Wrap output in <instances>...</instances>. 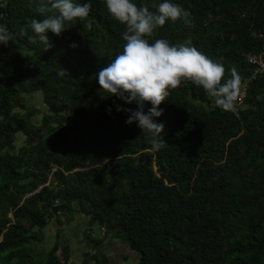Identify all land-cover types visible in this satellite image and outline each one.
<instances>
[{"label": "trees", "instance_id": "trees-1", "mask_svg": "<svg viewBox=\"0 0 264 264\" xmlns=\"http://www.w3.org/2000/svg\"><path fill=\"white\" fill-rule=\"evenodd\" d=\"M159 2L137 0L152 10ZM177 2L192 23L166 21L149 41L191 38L224 64L225 78L236 68L238 96L245 82L247 93L236 114L182 81L160 105L167 143L153 150L116 107L138 106L98 83L125 43V25L105 0H92L89 16L61 34L50 31L48 49L29 38L30 20L43 18L39 0H9L2 24L14 35L0 44V264H69V246L59 243L67 210L116 231L137 252L133 264H264V72L254 76L248 60L262 49L254 32L264 33V0ZM37 91L44 109L28 104ZM51 220L58 240L34 250ZM92 234L94 245L103 241ZM83 257L110 264L102 251Z\"/></svg>", "mask_w": 264, "mask_h": 264}, {"label": "clouds", "instance_id": "clouds-1", "mask_svg": "<svg viewBox=\"0 0 264 264\" xmlns=\"http://www.w3.org/2000/svg\"><path fill=\"white\" fill-rule=\"evenodd\" d=\"M105 5L111 17L125 25L122 33L125 43L111 62L96 74L98 83L102 90L138 106L131 109L116 105L118 111L129 113L126 123L136 122L147 134L153 150L167 143L163 138L165 124L156 120L164 112L160 105L170 89L182 81L190 80L202 86L223 109L234 108L241 81L236 68L225 78L224 64L199 50L191 38L180 43H170L163 37L150 42L147 38L166 21L182 18L185 23H192L190 11L177 0H160L153 5L155 10L147 4H138L137 0H105ZM91 8L92 0H39L37 11L43 18L30 20L29 27L35 35L29 38L33 42L38 38L45 49L51 48L48 33L61 34L69 27L67 22L88 17ZM20 31L23 34L24 27ZM13 35L6 25L0 24V44Z\"/></svg>", "mask_w": 264, "mask_h": 264}, {"label": "rangeland", "instance_id": "rangeland-1", "mask_svg": "<svg viewBox=\"0 0 264 264\" xmlns=\"http://www.w3.org/2000/svg\"><path fill=\"white\" fill-rule=\"evenodd\" d=\"M27 101H28L29 106L31 107H37L39 109L45 108V104L43 101V93L41 91L33 92L27 95ZM37 118L40 119L41 116L37 115ZM23 142H24V135L22 133H18L17 141H16L17 145L20 146L23 144ZM80 213L81 212H78V211H73V210L68 211L67 210V213L61 216V219L64 224L62 226L60 225L61 228L63 229V232L60 233L59 243H60V247H63V245L65 244H66V247L67 245L69 246V249H70V252H69L70 258L68 262L69 264H83L84 257H83L81 250H85V251L87 250L88 252L90 251V253L95 252V253L100 254L101 251L93 250L94 246L92 245L91 242H89L87 237H85L86 231H92L93 233H95L97 238H105L104 236H102L100 226L97 223L91 224L89 221L88 224L86 225L84 224L82 226L85 233L83 235V239L81 240V242L78 241V239L75 238L77 237L76 230L78 227L75 226L76 224L74 221L77 222V218ZM80 217H83L82 218L84 219L83 222H85L86 218H84L83 215H80ZM57 227H58V224L55 221L51 220L49 224L46 226V228H44L43 230V233H44L43 240L35 241L32 244L33 249L34 250H49L54 244V242L58 240L56 237ZM108 237L109 238L115 237V238H118L120 241H124L125 243H128L121 236H118V234L114 230H108ZM92 263L95 264L94 261L90 260L88 261L87 264H92ZM133 263H135V261L129 258L125 264H133ZM112 264H115V263H112Z\"/></svg>", "mask_w": 264, "mask_h": 264}, {"label": "crops", "instance_id": "crops-1", "mask_svg": "<svg viewBox=\"0 0 264 264\" xmlns=\"http://www.w3.org/2000/svg\"><path fill=\"white\" fill-rule=\"evenodd\" d=\"M80 215H83L84 218H86L85 222L84 219H82L83 217H80ZM74 221V220H73ZM90 221V218L89 216L83 214V213H80L78 215V218H77V222H75V226L78 227L77 230H76V233H77V237H75L76 239H78V241L81 242V240L83 239V235H84V230L82 228V226L85 224H88V222ZM72 222V221H71ZM88 231H86V234H87ZM86 234H85V237H86ZM106 234L105 235V238H103L102 242L100 244H96L94 245L92 243V245L94 246V249L95 251H102L104 253H106V255L108 256L109 260H110V264L112 263H115V264H125L128 259H132L133 261H137L138 260V254L136 251H134L128 243H125L123 241H120L118 238H115V237H108V230L106 231ZM90 242V241H89ZM82 251V254H84L85 252H88L87 250H81ZM95 253V252H94ZM94 261V260H92ZM114 261V262H113ZM95 262V261H94ZM94 264V263H92ZM95 264H97L95 262Z\"/></svg>", "mask_w": 264, "mask_h": 264}, {"label": "built area", "instance_id": "built-area-1", "mask_svg": "<svg viewBox=\"0 0 264 264\" xmlns=\"http://www.w3.org/2000/svg\"><path fill=\"white\" fill-rule=\"evenodd\" d=\"M8 2H9V0H0V24H2V19L4 18V15H5L4 9L8 5ZM254 34L258 35L263 40V45H262V49H261L260 53L259 54L250 53L248 55L249 62H251L252 64L255 65V73H254V76H255L256 74L264 72V33L263 32H260V33L254 32ZM246 93H247V83L245 82L242 85L239 96L235 102V106L232 109L236 114H239V109H240V107L244 101ZM108 160L109 159H105L104 163L108 162ZM58 203H59V200L56 199V204H58ZM100 230H101L102 235L104 236L105 232H106V228L104 226H100ZM92 235L94 236V233ZM61 254H62V252L58 251V255L60 257H62ZM62 261H63V259H62ZM64 263L65 262L63 261V264Z\"/></svg>", "mask_w": 264, "mask_h": 264}]
</instances>
